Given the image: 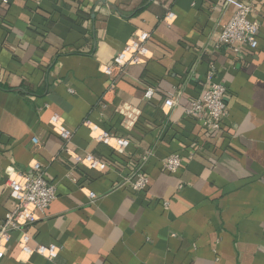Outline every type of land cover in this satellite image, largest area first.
I'll use <instances>...</instances> for the list:
<instances>
[{"label": "crops", "instance_id": "obj_1", "mask_svg": "<svg viewBox=\"0 0 264 264\" xmlns=\"http://www.w3.org/2000/svg\"><path fill=\"white\" fill-rule=\"evenodd\" d=\"M233 10L222 0H0V224L13 207L9 169L36 159L56 198L26 228L29 245L60 248L17 260L13 231L0 264H264V0L258 49L214 50ZM135 30L150 34L151 56L115 70L109 89L102 68ZM211 65L229 98L208 133L185 111ZM167 97L177 101L168 112ZM54 114L69 147L108 168H75L48 128ZM87 119L127 139L124 150L96 142ZM171 153L183 159L174 173L163 167ZM137 168L149 178L142 193L121 186Z\"/></svg>", "mask_w": 264, "mask_h": 264}, {"label": "built area", "instance_id": "obj_2", "mask_svg": "<svg viewBox=\"0 0 264 264\" xmlns=\"http://www.w3.org/2000/svg\"><path fill=\"white\" fill-rule=\"evenodd\" d=\"M263 0H222L225 5L234 8L230 18L222 25L218 38L214 44V50L222 46L232 48L235 53L241 50L258 49L260 23L254 17L258 5ZM174 14L168 11L163 21L170 24L174 21ZM150 34L145 31L135 30L131 37L125 41L122 49L113 57L109 65H104L102 73L110 78L109 89L115 85L113 72L121 73L128 66L142 64L151 56L147 47ZM215 69L210 66L206 72L201 85L200 93L195 97L190 106L186 109V115L194 119L206 132H216L221 129V125L228 115V89L226 85L214 80ZM154 89L147 87L144 91V98L149 99L153 95ZM177 104L171 97L164 99L162 109L167 108V112ZM123 123L125 117L123 115ZM96 142L109 146L115 152H122L127 143V139L109 134L104 129H100L87 119L83 122ZM47 125L49 130L62 140V150L74 162L75 168L85 167L96 171H103L108 168L106 161L90 153L80 154L71 149L72 133L66 129L63 119L58 115H52ZM35 146L39 141L32 138ZM183 164V159L178 153H171L163 160V167L169 173L176 172ZM149 184L148 176L139 168L130 171L128 176L122 177L121 186L133 192H144ZM5 185L13 200L12 209L7 212L0 224V254L5 250L7 241L13 231H19L18 256L21 254L30 256L38 254L46 259L56 257L60 248L57 245H29L30 236L26 228L45 215L46 210L56 198V187L45 175V166L38 160L33 159L28 163L26 170L20 171L13 167L9 169ZM89 197H93L89 193Z\"/></svg>", "mask_w": 264, "mask_h": 264}]
</instances>
